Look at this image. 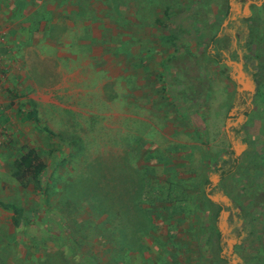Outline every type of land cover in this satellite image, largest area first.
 <instances>
[{
  "label": "rangeland",
  "instance_id": "1",
  "mask_svg": "<svg viewBox=\"0 0 264 264\" xmlns=\"http://www.w3.org/2000/svg\"><path fill=\"white\" fill-rule=\"evenodd\" d=\"M91 180L147 228L68 204ZM0 201L37 212L0 205V264H264V0H0Z\"/></svg>",
  "mask_w": 264,
  "mask_h": 264
},
{
  "label": "trees",
  "instance_id": "2",
  "mask_svg": "<svg viewBox=\"0 0 264 264\" xmlns=\"http://www.w3.org/2000/svg\"><path fill=\"white\" fill-rule=\"evenodd\" d=\"M165 14L171 22H174L178 15L176 8L171 6H168L166 8ZM161 37L166 40H171L174 38L173 36ZM29 106V109L25 112V118L39 126V128L46 132L48 135L61 138V135L59 133H56L47 125L42 124L36 103L34 101H30ZM79 143V137H72L67 141V146L77 147ZM48 167V163L41 156L37 148L22 146V152L20 156L14 160L12 175L23 187H29L45 197L47 195V190L45 187L46 183L43 182V178L47 173ZM234 167H236V164H234L231 169L221 171L219 174V178H224L229 175ZM209 182L210 181L207 180V183ZM97 185L98 183L96 180H91L88 185H81V183L79 182V184L77 185V192L70 193L71 198L68 204H71L72 207H75L80 196L91 194L95 202L98 204L100 213H107L109 216L114 218L120 216V222H122L126 228L129 226V229L133 232H137L138 230L147 228L148 224L145 217H141L140 215L135 213V215H133L134 221H132L131 217H129V211L127 212V202L123 203V205H120L119 202H117V199L112 195L108 194L107 196H104L103 193L99 190L100 188H96ZM176 186L177 184H173V186L171 187V189H173L171 191L174 192L172 193L173 195L177 194L176 191H178V187ZM156 188L158 189L160 188V186L156 185ZM139 189L135 191V194L139 192ZM129 201L131 202V199ZM0 205L2 208L12 212L11 221L12 225L15 227H19L24 223H30L32 218L37 217V212L35 210H27L25 207L17 205L15 203L0 201ZM162 208L166 209V206L162 205ZM131 223L134 224V227H132ZM218 235L219 237L221 236V231H218ZM219 248L220 250H222L223 246H220Z\"/></svg>",
  "mask_w": 264,
  "mask_h": 264
},
{
  "label": "flooded vegetation",
  "instance_id": "3",
  "mask_svg": "<svg viewBox=\"0 0 264 264\" xmlns=\"http://www.w3.org/2000/svg\"><path fill=\"white\" fill-rule=\"evenodd\" d=\"M230 144H231V149H232L233 154H234V164H237V161H238L237 150H236V146H235V144H234L232 138H231ZM210 193H211L210 191H207V196L211 197ZM223 209H224V207H221V210H223ZM237 215H238V211H237ZM226 216H227V217H226L227 219L230 218L229 214H227ZM225 221L227 222L226 219H225ZM229 225H230V224H229ZM220 231H221V230H220ZM221 233H222V231H221ZM230 239H231V238H230ZM221 246H222V245H221Z\"/></svg>",
  "mask_w": 264,
  "mask_h": 264
}]
</instances>
